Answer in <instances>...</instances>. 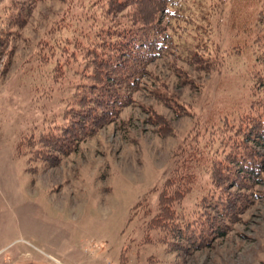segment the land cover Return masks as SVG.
Segmentation results:
<instances>
[{"label":"rangeland","instance_id":"1","mask_svg":"<svg viewBox=\"0 0 264 264\" xmlns=\"http://www.w3.org/2000/svg\"><path fill=\"white\" fill-rule=\"evenodd\" d=\"M155 5L140 9L168 47L116 120L65 156L60 130L83 93L72 88L78 77L59 72L61 46L94 30L105 0H0V152L15 154L28 203L12 208L0 193V248L29 254L6 264H264V0ZM135 9L118 17L131 21ZM80 57L76 68L87 72ZM160 118L170 134L160 135ZM198 152V182L172 207L179 220L151 229L164 181ZM199 221L224 236L201 240Z\"/></svg>","mask_w":264,"mask_h":264},{"label":"trees","instance_id":"2","mask_svg":"<svg viewBox=\"0 0 264 264\" xmlns=\"http://www.w3.org/2000/svg\"><path fill=\"white\" fill-rule=\"evenodd\" d=\"M144 1L150 2L151 6L156 4L158 10L161 9L162 11L164 6L169 5L172 0H105L106 8L102 12V17L95 22L94 19L88 17L90 21L96 23L94 30L85 31L80 36L75 35L71 39H66L61 46L65 49L61 53L62 62L59 72L66 76L78 77L80 82L74 83L72 88L75 92L83 93L82 96L75 97L71 103H74L75 109L78 110L73 111L71 109V116L68 114L72 118V123L60 130L64 143L63 145L57 144V148L59 145L62 147L60 150L62 155L66 156L75 152L81 141L93 136L102 126L116 120L120 111L131 102V92L137 90L140 80L148 76L147 67L160 58L162 52H165L168 47V43L166 44L162 37L161 24L159 23V26L153 28L154 19L149 21L150 19L143 17L146 16V13L141 11L140 6ZM129 5L133 6V9L136 8V12L132 13L133 18L132 16V19L130 18L131 21L124 20L123 16L118 17L123 8ZM163 35L165 38V33ZM7 43L5 37L0 35V62L4 56ZM87 43L91 46L90 49L84 48ZM69 47L71 48L70 53ZM79 48L83 50L82 53L77 50ZM256 50L261 55V49L257 47ZM84 51L86 52L83 53ZM81 54L85 55L86 64L84 67L87 72L83 68V70L76 68V63L82 59ZM193 60L196 62L195 58ZM59 72L55 73L53 70L49 74L56 84L57 92L60 91V82L56 81L57 76L52 75H59ZM217 117L219 118V116ZM66 121L69 123V118ZM252 123L250 128L254 129L256 125L254 127ZM260 124L264 130V122L260 121ZM159 125L165 129V132L160 134L161 136L170 134V125L165 119L160 118ZM47 135L51 136V134ZM54 138L56 139L57 135L52 134L51 139ZM51 139L49 140L44 135L39 140L41 143L46 142L52 146ZM258 140L260 141V139ZM262 146L264 147V143ZM57 150L59 151V149ZM203 158L202 152L191 155L187 162L183 161L182 165L178 163L173 170V176L164 181L157 202L158 213L150 222L151 229H163L165 226H161L162 223L159 222L173 223L174 220H179L178 216H174L173 204L181 201L197 184L198 174L196 170H198V166L205 164ZM250 167L254 166L250 164ZM218 174L214 173L211 176L215 185L223 181L221 175ZM255 175V170L248 171L247 176L249 178H253ZM219 184L218 187H220ZM226 210H229L228 207ZM224 216L222 217L224 218ZM198 223L204 232L200 237L201 240L211 239L215 235L216 237L224 236L219 225L207 221H199Z\"/></svg>","mask_w":264,"mask_h":264},{"label":"crops","instance_id":"3","mask_svg":"<svg viewBox=\"0 0 264 264\" xmlns=\"http://www.w3.org/2000/svg\"><path fill=\"white\" fill-rule=\"evenodd\" d=\"M14 164L15 154L11 150L0 152V193L3 195V198L10 207H24L28 203L20 195L22 191L21 185L17 183L16 180V175L18 173V169L16 167L18 166L17 164ZM22 227L24 230L28 229L29 233L33 237L38 238L40 236V228L35 224L31 223L29 228H25V224L23 223ZM23 249L24 248L18 245L0 248V253L2 252L4 256V258L0 260V264H6V258H12L14 260H20L21 258L23 259V257H25V254H28V252Z\"/></svg>","mask_w":264,"mask_h":264}]
</instances>
